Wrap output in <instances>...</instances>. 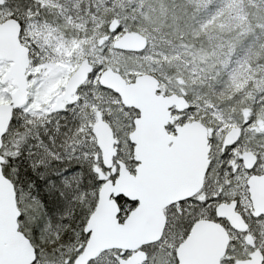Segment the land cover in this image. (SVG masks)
Masks as SVG:
<instances>
[{
  "label": "snow or ice",
  "instance_id": "1",
  "mask_svg": "<svg viewBox=\"0 0 264 264\" xmlns=\"http://www.w3.org/2000/svg\"><path fill=\"white\" fill-rule=\"evenodd\" d=\"M5 25L0 264H264V0H0Z\"/></svg>",
  "mask_w": 264,
  "mask_h": 264
},
{
  "label": "water",
  "instance_id": "2",
  "mask_svg": "<svg viewBox=\"0 0 264 264\" xmlns=\"http://www.w3.org/2000/svg\"><path fill=\"white\" fill-rule=\"evenodd\" d=\"M0 53L5 56L15 57L18 55L16 30L14 25L0 26ZM153 113L154 115L159 116L160 110L158 106H153Z\"/></svg>",
  "mask_w": 264,
  "mask_h": 264
}]
</instances>
